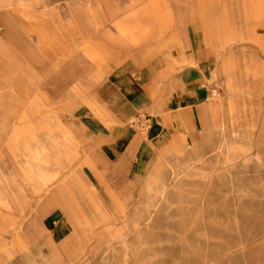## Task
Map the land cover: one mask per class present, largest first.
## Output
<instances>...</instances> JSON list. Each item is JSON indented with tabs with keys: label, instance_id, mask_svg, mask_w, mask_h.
I'll list each match as a JSON object with an SVG mask.
<instances>
[{
	"label": "rangeland",
	"instance_id": "374dc122",
	"mask_svg": "<svg viewBox=\"0 0 264 264\" xmlns=\"http://www.w3.org/2000/svg\"><path fill=\"white\" fill-rule=\"evenodd\" d=\"M259 1L0 0V264H264ZM167 60L171 72L154 65ZM183 66L205 75L201 102L152 108L165 99L155 93L132 106L144 71L161 87ZM136 114L147 132L129 127ZM219 143L167 205V190L154 196L146 223L158 219L138 241L109 244L167 153L185 161Z\"/></svg>",
	"mask_w": 264,
	"mask_h": 264
},
{
	"label": "crops",
	"instance_id": "0c3cea01",
	"mask_svg": "<svg viewBox=\"0 0 264 264\" xmlns=\"http://www.w3.org/2000/svg\"><path fill=\"white\" fill-rule=\"evenodd\" d=\"M244 3L245 2H243L242 5ZM259 4L262 6L260 7L261 10L264 9V0H262V2L259 1ZM258 13L260 14V12ZM261 14H264V10H262ZM192 53L194 54V51L191 49L184 51V53L180 52V55L179 54L176 55V57H178L177 60L179 62H184V61L187 62L191 59V57H193ZM199 57L200 55H198V59H199L198 63L201 65L204 64L203 60ZM154 65H156V67L159 69L161 67L162 68L165 67L167 69L166 73L171 72V69L176 67L172 62H170V60H167L165 62L159 61L158 64H154ZM153 73H155V71H152L150 73L152 75L149 77L146 71H144L142 74H144L145 79H149V80H145L142 84H137V83L135 85L129 84L128 91H126V95L129 97L131 101H133L132 106L134 108L141 106L142 104L145 106L147 101L151 99L155 93L163 94L165 98L164 100L159 101L158 104H156L157 102L156 101L154 105L152 106V108H160V109H162L163 107L165 109H170L171 107H182V108L193 107L197 105L199 102H201L206 97V92L203 90V88L198 87V81L204 78L205 75L203 73H198V71L194 72L190 67H184V66L181 68L179 67L178 70L175 71L174 75L167 78L170 80H168L167 82H164V84H162L161 87H158V83L155 82V80H153V79H156L157 77H160V75H157L158 73L156 75ZM262 74H264V67H262ZM262 78H264V76H262ZM262 83H264V80H262L261 84ZM83 128H84L83 125L79 126L80 133L83 132L84 130ZM227 147L231 148L230 145L225 146V148ZM219 148L223 149V146L220 143L217 144L215 148V152L217 153L213 155L212 154L209 155V152H206L203 146L198 144V146L196 147L197 151L194 152L195 154L194 153L192 155L190 154L189 160H185V161H182V160L180 161V159L176 158L175 156L176 148H175L173 150L174 153L171 156L167 157L166 160H163L165 161L166 166L163 167L162 165H160L158 179L159 178L161 179L156 182V184L154 185L152 189L153 191L151 190L148 193V195L152 194V195H155V197H157L158 193H154V190H157L158 186L160 185H166L167 187L166 205H167L168 199H171L175 195L180 194L182 188L185 186L184 183H187L197 173L201 172L204 174V171H205L204 164L206 162H212V163L217 162V158L219 156V153H218ZM114 150H117V149H114ZM245 152L246 150L242 149L240 150V152H238L240 154H237L235 156L236 157L241 156ZM110 156L112 159H116V158L119 159L122 156H124L121 158L122 159L121 161L123 163H125L126 161V157L122 153H120L118 157H115L114 151H111ZM138 164L139 163H135L131 167L132 170L134 171L138 170L139 168ZM161 167H162V170H160ZM208 172L210 173L209 174L210 186H212L215 184V181L217 178L216 172L212 171V168ZM165 173H167L166 176H165ZM184 175H187V176H184ZM164 178L165 180H163ZM175 181H176V184H175ZM204 201H205V198L203 200L201 198L200 199L198 198L197 203L199 204V210L204 207ZM143 204L140 208L137 209L138 211H136L132 215L131 217L132 221L130 222L129 229L122 230V232L116 236L115 240L109 242V244L123 243V242L127 243L128 241L131 242L133 240L138 241V239L140 238L141 229L143 227H148L152 225L153 222H155L158 219L156 215L157 211H154V217L150 220L149 223H146V221L143 219V212L147 211V208L145 207V204L144 205ZM166 205H165V211H166ZM65 218L69 220V218L71 219V216L68 217L67 215V217L65 216Z\"/></svg>",
	"mask_w": 264,
	"mask_h": 264
},
{
	"label": "bare ground",
	"instance_id": "6f19581e",
	"mask_svg": "<svg viewBox=\"0 0 264 264\" xmlns=\"http://www.w3.org/2000/svg\"><path fill=\"white\" fill-rule=\"evenodd\" d=\"M262 76H264V74H262ZM197 124V123H196ZM222 149V148H221ZM220 148L218 149L219 151L221 150ZM226 151H227V153L229 152V153H233L232 152V150H231V148L230 147H227L226 148ZM172 150H171V152L170 153H167L163 158H164V160H166L167 159V157H169L171 154H172ZM162 158V159H163ZM206 158V157H205ZM206 160V159H205ZM181 161V160H180ZM194 161H195V159H194ZM178 162V161H177ZM216 162V161H215ZM171 163H172V161H171ZM176 167V166H175ZM160 170H162V167H161V169ZM203 170V169H202ZM166 171V170H165ZM161 172V171H160ZM190 175V174H189ZM184 176H187V175H184ZM169 177V176H168ZM210 177V176H209ZM187 178H189V177H187ZM161 178H159V180H160ZM175 184H176V181H175ZM175 184H173V185H175ZM167 190V187H166V185H160V186H158V188H157V190H154V193H158V196H163L164 195V193H165V191ZM153 191V190H152ZM156 191V192H155ZM154 196L155 195H152V194H149L146 198H145V200H144V204H145V207L147 208V211H144L143 212V219L145 220V221H147L148 220V218H149V216L151 215V210L154 208V206H155V201H154ZM143 204V205H144ZM33 260V259H32ZM40 261V260H39Z\"/></svg>",
	"mask_w": 264,
	"mask_h": 264
},
{
	"label": "built area",
	"instance_id": "2783aa9c",
	"mask_svg": "<svg viewBox=\"0 0 264 264\" xmlns=\"http://www.w3.org/2000/svg\"><path fill=\"white\" fill-rule=\"evenodd\" d=\"M129 127L134 131L147 132L151 127V119L149 116L136 114L134 119L129 123Z\"/></svg>",
	"mask_w": 264,
	"mask_h": 264
}]
</instances>
